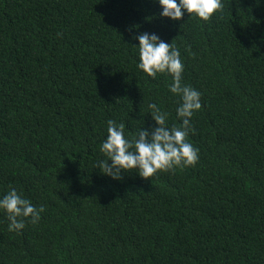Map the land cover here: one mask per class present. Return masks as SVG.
<instances>
[{"label": "trees", "instance_id": "1", "mask_svg": "<svg viewBox=\"0 0 264 264\" xmlns=\"http://www.w3.org/2000/svg\"><path fill=\"white\" fill-rule=\"evenodd\" d=\"M222 2L172 21L156 0H0V196L46 207L20 233L0 211V264H264V0ZM143 32L202 93L199 161L114 180L109 119L132 137L156 103L180 123L171 77L137 68Z\"/></svg>", "mask_w": 264, "mask_h": 264}, {"label": "clouds", "instance_id": "2", "mask_svg": "<svg viewBox=\"0 0 264 264\" xmlns=\"http://www.w3.org/2000/svg\"><path fill=\"white\" fill-rule=\"evenodd\" d=\"M156 2L162 9L159 16L172 21L181 20L186 13L208 21L223 10L222 0ZM133 39L138 40V45H133L138 49L137 68L153 79L158 74L171 77L168 90L179 99L175 112L180 123L169 126V113L156 103L148 105L155 126H142L132 137L126 134L124 123L109 119L107 135L100 146L107 159L98 160L95 168L99 167L103 175L114 180H120L123 174L130 172L149 179L158 172L195 166L199 161V149L189 141V135L195 133L192 118L202 108V93L183 82L185 65L180 50L173 42H165L155 33L143 32L134 35ZM45 210V205L37 207L14 187L0 196V211L7 215L9 232L20 233L26 221L37 224Z\"/></svg>", "mask_w": 264, "mask_h": 264}]
</instances>
